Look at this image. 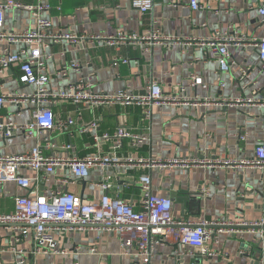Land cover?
<instances>
[{
  "label": "crops",
  "instance_id": "1",
  "mask_svg": "<svg viewBox=\"0 0 264 264\" xmlns=\"http://www.w3.org/2000/svg\"><path fill=\"white\" fill-rule=\"evenodd\" d=\"M4 0H0L2 2ZM26 5L39 3L50 5L42 12L51 20L53 29L74 34H114L117 31L146 34L157 25L161 33L179 37L189 44L173 42L155 43L150 51L141 45L108 46L90 39H81L79 46L62 40L51 43L46 49L52 56L46 60V72L50 75V87L57 90L76 82L79 78H91L96 93H113L118 89L141 95L149 79L158 81L164 92L173 90L177 83L184 87L188 97L210 98L213 103L164 105L153 108L152 115L145 119L139 105L111 104L103 106H81L61 101L53 105L57 121L76 119L77 124L97 123V133H112L125 126L146 139L133 145L127 139L121 145L113 138L94 142L92 136L79 133L77 127L69 126L56 133L57 145L71 143L78 156L96 153H114L120 159L148 158H202L211 156L251 157L255 145L264 140V107L259 104L223 105L221 98L255 97L264 93V73L259 70L260 60L253 39L260 37L262 27L258 22L257 7L264 0H198L207 6L194 10L190 0H153V8L146 14L134 9L130 0H18ZM35 13L26 9L6 10L3 27L8 31H21L33 27ZM229 27L248 37L239 47H230L236 61L228 71L218 72V61L214 54L207 55L199 43L210 37L215 29ZM16 46L12 47L15 50ZM123 56L128 63L110 64L112 57ZM64 63H76L65 76L57 75ZM247 78L240 79L242 72ZM19 69L12 64L0 73V90L28 91L31 86L17 82ZM224 85L221 87L220 83ZM5 118L16 122L29 119V109L19 114L6 104ZM239 133H246L244 140ZM35 140L16 135L5 138L0 131V154L8 155L29 149ZM57 153H63L59 148ZM110 176L108 193L120 197L138 209L143 192L138 181L142 175L150 177L152 194L169 197L173 201L175 217L224 221H257L264 218V173L258 168L246 167L228 170L222 167L208 168L192 165L187 168H159L143 164H123L114 169L94 167L84 179H72L70 172L56 168L49 181L37 183L32 188L48 192L67 190L80 196L85 202H98L105 193L99 185ZM19 173L34 177L30 169L21 168ZM64 179L66 181H64ZM206 187L208 194L199 195ZM28 189L15 182H7L0 193V210L14 209L17 196L26 195ZM187 197L198 199L197 206L190 205ZM217 240L211 248L218 254L200 256L201 264H261L256 260L260 252L258 233L232 232L230 227H217ZM17 230L0 225V247H8ZM61 254H30L29 239L22 241L26 263L22 264H191L196 258V249L183 246L176 241L157 244L150 259L145 261L137 252L122 253L117 237L101 230L68 232L57 237ZM93 251H90V249ZM240 249L249 254L239 255ZM3 264H15L9 252L0 255Z\"/></svg>",
  "mask_w": 264,
  "mask_h": 264
},
{
  "label": "built area",
  "instance_id": "2",
  "mask_svg": "<svg viewBox=\"0 0 264 264\" xmlns=\"http://www.w3.org/2000/svg\"><path fill=\"white\" fill-rule=\"evenodd\" d=\"M131 6L141 14L150 12L153 0H130ZM191 9L207 8L198 0H190ZM26 9L35 13L33 27L21 31H8L3 27L6 10ZM50 10V5L39 3L26 5L18 0H4L0 2V73L16 64L19 69L17 82L21 85L31 86L28 91L0 90V131L5 138L21 135L24 138L34 139V144L22 152L15 154H0V193L7 182H15L19 187L28 189L26 195L17 196L14 200V209L9 212L0 210V225L11 226L17 230L12 243L8 247H0L3 252L12 254L15 264L26 263L23 249L19 244L29 239L31 243L30 254L48 255L61 254L64 251L57 245V237L68 232H88L93 230L105 231L118 238L122 253L137 252L145 261L150 259L153 248L160 243L176 241L183 246L196 249L193 255L214 256L218 253L211 248V242L217 240V227L227 226L230 231H249L258 233L260 252L256 260L264 264V218L257 221H224L209 220L205 218L188 219L173 215V201L169 197L152 194L150 177L142 175L140 183L143 198L138 209L120 197L108 193L111 188L110 176L105 172V179L99 183L105 193L98 202H85L80 196L67 190H51L44 192L32 188L33 183L49 181L50 174L56 168L70 172L72 179H84L94 167L114 169L123 164H143L159 168L182 167L199 165L208 168L222 167L228 170H237L246 167L258 168L264 173V140L255 145L251 157H223L211 156L202 158H148L133 159L125 157L120 159L114 153H96L78 156L72 150L71 143L57 145L54 136L61 130L74 126L79 133L88 132L94 142L113 138L121 145L127 139L136 145L146 139V136L133 132L125 126H119L112 133H97V123L91 121L87 124H77L76 119L67 118L57 121L53 105L66 101L83 106H103L111 104L139 105L143 116L149 119L153 108L164 105L204 104L210 105V98L197 99L188 97L182 84L177 83L173 90L164 92L160 83L149 79L146 83L145 93L138 95L125 89H118L113 93H96L93 81L89 78H79L56 91L50 87V75L46 72V60L52 56L46 49L51 43L64 39L80 44L81 39H90L108 46L141 45L144 51H150L155 43L173 42L189 44L194 38L186 42L179 37L163 35L160 28L155 25L146 34L117 31L114 34H74L58 32L53 29L49 18L42 12ZM258 22L262 27L260 37L253 39L260 60L259 70L264 73V1L257 7ZM248 37L239 34L229 27L226 30L215 29L213 34L199 43L205 47L206 54L211 53L217 57L218 72L228 71L236 61L232 58L230 47L243 46ZM16 46L15 50L12 47ZM129 59L123 56L112 57L110 64L128 63ZM76 63H64L57 71V75L65 76L69 68H76ZM243 71L240 79L247 78ZM223 82L220 83L222 87ZM223 105H249L259 104L264 107V93L258 99L255 97L221 98ZM10 104L16 113L29 109L30 117L24 122H16L5 118L4 108ZM246 133H239L238 139L244 140ZM59 148L63 153L55 152ZM26 168L35 174L33 178L19 173V169ZM64 181H66L64 179ZM208 194L207 188L202 187L199 195ZM90 251H93L91 248ZM248 249H240L239 255L249 254ZM0 264L2 263L0 257Z\"/></svg>",
  "mask_w": 264,
  "mask_h": 264
},
{
  "label": "water",
  "instance_id": "3",
  "mask_svg": "<svg viewBox=\"0 0 264 264\" xmlns=\"http://www.w3.org/2000/svg\"><path fill=\"white\" fill-rule=\"evenodd\" d=\"M145 90L141 92V94H144ZM187 202L192 206L195 205L197 206L198 199L193 198V197H187ZM191 264H201V258L199 255H196V258H194V261Z\"/></svg>",
  "mask_w": 264,
  "mask_h": 264
}]
</instances>
